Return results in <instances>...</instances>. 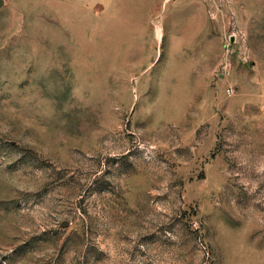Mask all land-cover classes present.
I'll return each mask as SVG.
<instances>
[{
    "label": "rangeland",
    "instance_id": "1",
    "mask_svg": "<svg viewBox=\"0 0 264 264\" xmlns=\"http://www.w3.org/2000/svg\"><path fill=\"white\" fill-rule=\"evenodd\" d=\"M0 264H264V0H2Z\"/></svg>",
    "mask_w": 264,
    "mask_h": 264
},
{
    "label": "water",
    "instance_id": "2",
    "mask_svg": "<svg viewBox=\"0 0 264 264\" xmlns=\"http://www.w3.org/2000/svg\"><path fill=\"white\" fill-rule=\"evenodd\" d=\"M3 5V1L2 0H0V7Z\"/></svg>",
    "mask_w": 264,
    "mask_h": 264
}]
</instances>
